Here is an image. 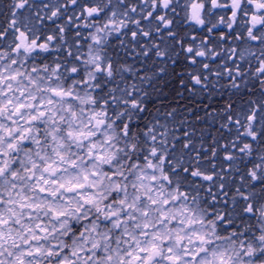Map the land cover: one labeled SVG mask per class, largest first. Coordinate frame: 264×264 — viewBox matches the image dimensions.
Returning <instances> with one entry per match:
<instances>
[{
    "label": "snow or ice",
    "instance_id": "obj_1",
    "mask_svg": "<svg viewBox=\"0 0 264 264\" xmlns=\"http://www.w3.org/2000/svg\"><path fill=\"white\" fill-rule=\"evenodd\" d=\"M0 264H264V0H0Z\"/></svg>",
    "mask_w": 264,
    "mask_h": 264
}]
</instances>
